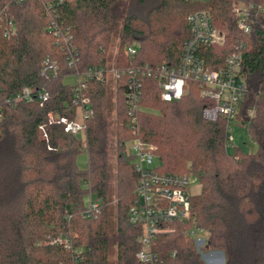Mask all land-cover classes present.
Segmentation results:
<instances>
[{
  "label": "trees",
  "instance_id": "trees-1",
  "mask_svg": "<svg viewBox=\"0 0 264 264\" xmlns=\"http://www.w3.org/2000/svg\"><path fill=\"white\" fill-rule=\"evenodd\" d=\"M57 1L0 0V17L15 26L9 38L0 29V264H146L136 258L142 227L128 219L139 177L126 152L133 139L154 147L158 171L192 175L200 185L190 198V220L169 224L167 233L153 239L152 251L162 261L174 253L175 264H206L187 234L195 229L206 235L204 251L223 253L224 264H264V0ZM239 2L254 4L248 34L236 26L233 9ZM198 11H206L224 37L223 45L198 52L210 70L223 64L235 43H243L240 73L247 92L236 123L248 129L256 152H226L227 123L201 117L211 103L193 83L180 100L168 103L152 81H145L135 132L125 125L123 80L113 81L114 103L108 99L109 82L87 81L83 95L93 116L84 122L83 145L62 124L49 122V114L54 120L74 117L73 87L65 77L108 65L106 51L115 36V66H176L190 37L186 18ZM53 27L71 36L78 55L74 65L68 66ZM133 46L130 60L125 50ZM46 57L57 61L55 77L41 75ZM22 88L46 92L48 99L6 103ZM110 136L117 151L114 217ZM83 151L87 164L80 169L76 158ZM86 196L97 208L82 218ZM111 218L117 236L113 262Z\"/></svg>",
  "mask_w": 264,
  "mask_h": 264
},
{
  "label": "built area",
  "instance_id": "built-area-1",
  "mask_svg": "<svg viewBox=\"0 0 264 264\" xmlns=\"http://www.w3.org/2000/svg\"><path fill=\"white\" fill-rule=\"evenodd\" d=\"M58 3L61 0L57 1ZM254 8L253 3L243 4L239 2L233 9L237 16V29L243 33L250 32V13ZM261 10V7H257ZM186 24L190 31V37L181 47L179 62L176 66L163 63L156 66H115L103 65L100 67H89L84 71L72 75L75 82L73 87L74 117L72 119L57 118L54 120L48 115L49 122L62 124L64 131L68 134L78 136L84 132V122L93 116V109L89 98L83 95L86 83L95 80L107 84L110 80H123L125 86L124 101L127 115L126 127L136 131L137 111L142 96V88L145 81H152L159 91L160 100L163 102H176L187 91V84L193 83L200 89V96L211 103L201 111V117L206 121H216L222 118L229 127L236 122L239 104L243 101L247 87L240 70L242 66L243 43L237 42L231 47L230 53L223 64L215 70H210L199 55V50L206 46H221L224 37L213 25L210 15L206 11H198L189 14ZM0 29L2 36L9 38L15 34V26L11 19L0 17ZM54 35L61 38L64 47V55L68 66L78 61L76 48L71 44V36L67 32L63 34L56 28ZM126 56L132 60L136 55L135 47H127ZM41 75L45 78L55 77L59 72L57 61L48 57L42 62ZM69 77V76H68ZM67 77H65L66 79ZM46 92H32L28 88L6 98V103L15 105L17 102L32 103L35 100L46 101ZM80 109L82 124L75 122L77 110ZM251 112L249 115L251 116ZM1 120V114H0ZM228 140H232L228 136ZM126 152L131 157L135 171L138 174V182L135 191L134 203L129 211L128 219L133 225L142 227V234L138 239L141 245L136 258L146 264H175L174 253L170 260L162 261L152 251L153 239L167 233L168 225L171 223H186L191 218L190 198L193 195L189 191L191 183L197 181L192 175H174L163 173L152 167L154 147L139 139H133L126 144ZM192 178V180H191ZM198 182V181H197ZM97 204L89 200L82 218L90 217L92 211L96 210ZM196 232L201 230L190 229L187 234L193 239L195 249L206 264H224V255L218 251H204L206 236L196 237ZM205 252V253H203ZM203 256V257H202Z\"/></svg>",
  "mask_w": 264,
  "mask_h": 264
},
{
  "label": "rangeland",
  "instance_id": "rangeland-1",
  "mask_svg": "<svg viewBox=\"0 0 264 264\" xmlns=\"http://www.w3.org/2000/svg\"><path fill=\"white\" fill-rule=\"evenodd\" d=\"M203 1V0H202ZM117 42H118V38L117 36L112 38V42L109 45L107 51H106V57H107V62L108 65H115V60H116V53H117ZM136 46V45H135ZM133 46V47H135ZM67 84L72 85L74 84L75 80L72 76H69L66 78L65 81ZM115 84L110 80L108 83V99L110 101V103H114V99H115V89H114ZM200 91V90H199ZM201 93V91H200ZM113 116L114 114L112 113V117L110 118V120H113ZM82 116H81V112L80 109L77 110L76 116H75V122L77 124H82ZM111 130V127H109ZM228 136H231L232 140H228ZM77 139L79 141H81L82 145L84 144V136L83 134H79ZM113 138L108 137V142H107V151L109 153V159H108V166L110 167V180H109V189H110V202H109V206L111 207V211H112V217H114V210L113 207H115L116 202H117V186H116V182H115V169H114V164L116 162L117 159V151H116V147L112 146V142H113ZM111 146L115 148L111 150ZM225 149L226 152L229 154L234 153L235 151H239L242 153H254L257 150V145L255 144V142L251 139L248 129L245 126H240L238 125L236 122L229 127V131L227 132V141H226V145H225ZM87 164V154L85 153V151H83L82 153H80L77 158H76V165L80 168V169H84L86 167ZM159 165V160L154 157L153 158V162H152V167H156ZM192 180V178H191ZM189 191L195 195L197 193H199L200 191V185L197 181H194L193 183H191V186L189 187ZM91 200L92 198L89 199V197H85L84 198V202L85 204L88 203V201ZM109 235H110V250H109V261L113 262L114 261V256H115V251H116V247H115V242L117 240V236H116V228H115V224H114V218L110 219V225H109ZM206 235L204 232H196V237H201L204 238ZM205 253V252H203ZM203 257V256H202Z\"/></svg>",
  "mask_w": 264,
  "mask_h": 264
}]
</instances>
